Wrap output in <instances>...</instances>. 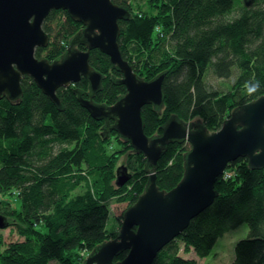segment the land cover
<instances>
[{
	"label": "trees",
	"instance_id": "obj_1",
	"mask_svg": "<svg viewBox=\"0 0 264 264\" xmlns=\"http://www.w3.org/2000/svg\"><path fill=\"white\" fill-rule=\"evenodd\" d=\"M112 1L131 14L119 22L124 59L145 81L166 73L164 107L142 110L148 137L162 133L176 116L185 122L200 116L208 130L218 131L236 106L264 96V0H147V9L141 0ZM83 28L68 12L52 11L43 26L49 46L38 49L36 57L60 59ZM91 65L104 78L94 102L114 105L126 94L123 75L99 50L91 52ZM236 72L242 97L221 95L209 84V74L230 79ZM22 88L19 101L0 100V196L15 194L21 203L15 210L0 200V215L23 239L0 241L5 246L0 264H84L80 251L91 254L108 242L107 201L116 198L131 207L144 193L147 160L145 172L132 174L123 187L113 185L120 153L110 150L111 140L115 135L129 141L112 129L114 121H97L82 107L76 90L88 99L87 79L57 92L61 107L30 77ZM188 150L186 142L169 145L156 170L160 190L171 191L181 182ZM82 186L86 190L76 194ZM215 189L212 206L154 264H199L179 255L182 245L207 258L221 238L244 224L249 235L237 243L232 264H264V169L241 158L228 166Z\"/></svg>",
	"mask_w": 264,
	"mask_h": 264
},
{
	"label": "water",
	"instance_id": "obj_2",
	"mask_svg": "<svg viewBox=\"0 0 264 264\" xmlns=\"http://www.w3.org/2000/svg\"><path fill=\"white\" fill-rule=\"evenodd\" d=\"M54 10H63L84 28L73 38L66 53L54 62L38 59L36 51L49 46L43 26ZM128 10L112 0H0V100L17 102L23 95L22 82L30 77L58 107L57 92L78 84L83 78L90 84L89 98L79 102L93 119L114 121L112 129L129 141L146 160L150 174L144 193L124 214L119 236L96 247L84 264H154L159 254L188 227L192 220L212 206L218 197V179L228 166L248 159L254 169H264V96L238 108L220 130L210 133L203 125L172 117L162 133L148 137L142 110L145 106L162 109L165 103L162 73L145 81L123 57L119 44L120 21L130 19ZM83 46L87 50L78 47ZM99 50L110 58L122 75L126 94L111 106L94 102L103 75L91 65V52ZM189 143L185 172L171 191L160 190L156 170L172 143ZM132 174L125 166L117 170V187L125 186ZM8 221L0 215V229Z\"/></svg>",
	"mask_w": 264,
	"mask_h": 264
},
{
	"label": "rangeland",
	"instance_id": "obj_3",
	"mask_svg": "<svg viewBox=\"0 0 264 264\" xmlns=\"http://www.w3.org/2000/svg\"><path fill=\"white\" fill-rule=\"evenodd\" d=\"M141 3L147 9L148 1L141 0ZM237 77H238L237 72L230 79H219L216 78L213 74H209L208 81L211 87L216 91L220 92L221 95L229 96L231 93H236L239 95L238 97L240 96L242 97L244 93L240 92V88L237 87ZM237 108L238 107L236 106L233 109V111L237 110ZM189 123H195L202 126L204 125L203 118L200 116L194 117L191 121H189ZM208 131L210 133L216 132L210 130ZM160 134L161 133H156L155 136ZM111 143H112V148H110V150L111 149L116 150L117 152L120 153V156L115 164L116 172L122 166L128 167L129 172L134 176L136 175L138 176L141 173L145 172L144 165L146 158L141 156V154L135 153L131 143L125 142L123 140H118L115 135H113ZM191 148L192 147L190 145V150L188 151H191ZM149 176L150 174L145 175V177H149ZM116 181L117 179H115V181L113 182V185L115 187L117 185L115 183ZM85 190L86 189L82 186L77 190L76 194H81ZM0 200L10 201L12 204V208L15 210L16 209L19 210L21 208V203L15 194L5 195L3 197L0 196ZM107 205L110 209V218L107 225V230L109 233L108 241H111L119 236L124 214L129 209L130 206L128 203L118 202V199L116 198H112L109 201H107ZM10 221H12V219H10ZM249 231H250L249 226L247 224L242 225L236 230L230 231L218 241L217 245L215 246V248L212 250L211 254L207 258H200L195 252V250L193 249L186 250V248L183 245L181 246L179 255L186 259L196 260L199 264H232V262L235 259V247L237 243L240 242L241 240L246 239L249 235ZM22 240L23 239L19 237L18 233L14 230L12 226H9L5 229H0V241L4 242L5 245ZM0 249H2L3 251L5 249V246L0 247ZM79 255L82 258V260H84L85 262V260L89 257L90 253L84 250V251H80Z\"/></svg>",
	"mask_w": 264,
	"mask_h": 264
}]
</instances>
